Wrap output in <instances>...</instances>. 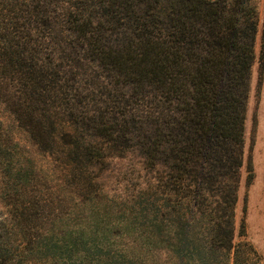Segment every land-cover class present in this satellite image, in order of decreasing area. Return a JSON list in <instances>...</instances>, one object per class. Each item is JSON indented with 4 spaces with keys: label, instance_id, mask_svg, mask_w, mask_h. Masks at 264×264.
Here are the masks:
<instances>
[{
    "label": "trees",
    "instance_id": "16d2710c",
    "mask_svg": "<svg viewBox=\"0 0 264 264\" xmlns=\"http://www.w3.org/2000/svg\"><path fill=\"white\" fill-rule=\"evenodd\" d=\"M258 34L259 0H0V102L55 161L50 215L2 196L0 264H260L235 242ZM16 143L0 122L28 177Z\"/></svg>",
    "mask_w": 264,
    "mask_h": 264
},
{
    "label": "rangeland",
    "instance_id": "374dc122",
    "mask_svg": "<svg viewBox=\"0 0 264 264\" xmlns=\"http://www.w3.org/2000/svg\"><path fill=\"white\" fill-rule=\"evenodd\" d=\"M257 61L253 68L251 94L246 122V142L244 150V167L239 191L236 214L235 242H250L260 255L264 264V0H259V34L256 42ZM0 122L12 134L21 156V163L34 162V169L28 177L12 174L8 168L0 165V205L11 199L3 198L5 193L18 190L27 193L19 196L21 202H39L35 209L50 215V169L55 162L50 158V142L44 138L39 146L33 143L24 129L0 102ZM141 158L129 157L112 164L103 175L108 188L117 193H124L123 182L135 178L143 182L145 171ZM24 182L27 185H22ZM136 185V184H135ZM3 196V197H2ZM17 195L14 196L16 198ZM32 207V204H31ZM245 236H242V230ZM37 264H43L38 262Z\"/></svg>",
    "mask_w": 264,
    "mask_h": 264
}]
</instances>
